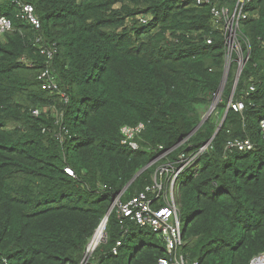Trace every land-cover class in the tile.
<instances>
[{"label":"trees","instance_id":"obj_1","mask_svg":"<svg viewBox=\"0 0 264 264\" xmlns=\"http://www.w3.org/2000/svg\"><path fill=\"white\" fill-rule=\"evenodd\" d=\"M236 1L0 0L13 26L0 35V264L170 258L157 233L114 208L106 240L83 261L116 197L127 201L153 183L157 163L122 192L157 156L154 148L176 147L175 157L211 139L197 174L181 178L180 210L189 217L179 252L187 264H251L264 254V0L245 6L240 27L251 49L237 85L234 60L215 110L193 132L226 69L225 35L211 5L233 11ZM21 3L34 5L40 28L20 16ZM52 43L58 52L48 64L41 45ZM46 67L59 87L53 92L38 78ZM233 91L245 108L226 115ZM139 122L146 129L133 150L121 129ZM235 139L254 147L227 149Z\"/></svg>","mask_w":264,"mask_h":264},{"label":"built area","instance_id":"obj_2","mask_svg":"<svg viewBox=\"0 0 264 264\" xmlns=\"http://www.w3.org/2000/svg\"><path fill=\"white\" fill-rule=\"evenodd\" d=\"M181 1L183 2L185 0H180V2ZM209 1L210 0H196L197 4H202L203 2L208 3ZM247 1L249 0H237L233 11H231L228 6L218 7L216 4L211 5V13L214 18L215 26L221 29L225 35L226 68L228 65H232L234 60L238 64L236 85L245 64L250 58V41L249 38L242 33L240 27L241 20L248 16L245 12ZM20 7V16L27 19L35 28H40L41 20L35 13L34 5L21 3ZM141 20L143 23H147L148 19L143 17ZM10 30H13L11 20L5 15H0V35ZM41 40V37H37L36 39L39 43ZM208 42L211 43L212 39H208ZM245 43L248 46L247 54L244 53ZM57 52L56 43H52L51 46L41 45V53L47 56L48 64L51 63ZM50 68L51 67H46L42 70L38 78L43 80V89L53 92L58 90L59 87L54 76L50 73ZM250 88L254 90L255 86L251 85ZM223 91L224 89L221 90L220 88L218 92L215 93V98L212 102L213 105L216 102L217 106ZM234 91L231 95L228 109L232 108L235 111H242L245 108V103L240 100H234ZM61 96L67 103L69 100L68 94L62 91ZM34 113L38 114L39 110L35 109ZM260 125L264 130V117L260 120ZM145 129L146 124L144 122H139L136 125H124L121 129L122 143L129 145L133 150L140 149L141 145L137 138H141V134ZM61 139L63 140V137H61ZM186 141L187 139H184L178 145H182ZM211 146L212 139L205 142L198 149L190 150L188 147L179 152L177 156L169 157L170 153L176 147L164 149L163 145H159L158 148H154L158 154L150 163V165L157 163V168L153 174V183L127 201H122L121 195H118L113 203V209L117 208L120 218L134 221L141 227L151 228L153 232L157 233L162 240L166 242V248L171 257H161L158 260V264H187L184 256L179 252L181 246L184 244L183 217L180 210L181 178L187 171L191 172L192 175L197 174L198 160L202 153L211 148ZM253 147L254 145L250 139L230 140L226 146L227 149H238L241 151H247ZM65 171L75 176L74 170L71 167H66ZM105 240L106 237L104 238V241ZM121 244V240H118L116 246L113 248L115 254L118 253V247ZM89 247L90 246H88L87 249H89ZM263 257L264 254H260L252 260L251 264H264ZM193 264L197 263L194 262Z\"/></svg>","mask_w":264,"mask_h":264},{"label":"water","instance_id":"obj_3","mask_svg":"<svg viewBox=\"0 0 264 264\" xmlns=\"http://www.w3.org/2000/svg\"><path fill=\"white\" fill-rule=\"evenodd\" d=\"M230 68H231V65H228L227 66V68L225 69V72H224V76H223V79H222V83H221V86H220V88H221V90H223L224 89V87H225V85H226V83H227V80H228V76H229V71H230ZM237 77H238V75H237ZM215 106H216V102H215V104L213 105H211L210 106V108H209V110L207 111V113L205 114V116H204V118L202 119V121H201V123L198 125V127L193 131V132H195L203 123H204V121L207 119V118H209V116L211 115V113L213 112V110H214V108H215ZM228 111H229V109L227 110V112H226V115H227V113H228ZM226 115L224 116V118H223V120H222V123H221V125L219 126V128L217 129V131H216V133H218L219 132V130L221 129V127H222V125H223V123H224V120H225V118H226ZM148 167H150V163L148 164V165H146V167L144 168V169H142L141 171H139L134 177H133V179L124 187V189L122 190V192H124L132 183H133V181L145 170V169H147ZM113 205L111 206V208L109 209V211H108V213H107V215H106V217L104 218V220L102 221V223L103 222H105V227H106V224H107V222H108V219H109V216H110V214H111V212H112V210H113ZM101 223V224H102ZM100 224V225H101ZM100 227V226H99ZM98 227V228H99ZM97 231V230H96ZM93 238H94V236H93ZM93 238H92V241H93ZM92 241L90 242V244H89V246L90 245H92ZM97 245L98 244H96L95 246H94V249H93V251L96 249V247H97ZM88 250L89 249H87V251H86V254H85V256H84V263H86L87 261H88V259L90 258V256H88L87 257V252H88ZM264 258V257H263Z\"/></svg>","mask_w":264,"mask_h":264},{"label":"bare ground","instance_id":"obj_4","mask_svg":"<svg viewBox=\"0 0 264 264\" xmlns=\"http://www.w3.org/2000/svg\"><path fill=\"white\" fill-rule=\"evenodd\" d=\"M104 234H105V222H103L100 225V227L97 229L92 241V245H90L89 250L87 252L88 255H90V253L93 252L94 246L98 244L99 241H101V239L104 237Z\"/></svg>","mask_w":264,"mask_h":264},{"label":"rangeland","instance_id":"obj_5","mask_svg":"<svg viewBox=\"0 0 264 264\" xmlns=\"http://www.w3.org/2000/svg\"><path fill=\"white\" fill-rule=\"evenodd\" d=\"M184 175L182 176V179H183ZM189 215H185L183 216V226L185 225L186 223V220L188 219ZM106 237V234H104V237L101 239V241H99L98 243H101L102 241H104V238ZM94 252V251H93ZM93 252L90 253L89 256H92Z\"/></svg>","mask_w":264,"mask_h":264},{"label":"clouds","instance_id":"obj_6","mask_svg":"<svg viewBox=\"0 0 264 264\" xmlns=\"http://www.w3.org/2000/svg\"><path fill=\"white\" fill-rule=\"evenodd\" d=\"M113 205V204H112Z\"/></svg>","mask_w":264,"mask_h":264}]
</instances>
